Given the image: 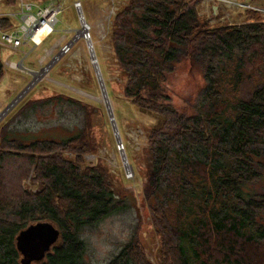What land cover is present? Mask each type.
Segmentation results:
<instances>
[{"label":"trees","instance_id":"16d2710c","mask_svg":"<svg viewBox=\"0 0 264 264\" xmlns=\"http://www.w3.org/2000/svg\"><path fill=\"white\" fill-rule=\"evenodd\" d=\"M199 6L200 0H127L110 17L122 96L156 119L147 132L142 196L160 237L161 264H264V193L248 191L264 173V20L242 8L241 24L219 16L210 23ZM16 24L0 17V30ZM186 61L204 81L189 111L170 103L167 86ZM3 73L0 60V79ZM247 81L253 87L244 95ZM55 105L59 117L75 107L76 132L54 139L19 129ZM5 127L0 264H21L16 237L38 223L52 224L59 239L32 264H84V230L127 209L126 193L102 163L89 166L84 159L98 151L94 127L111 133L104 107L64 94L28 98L6 117ZM106 264L151 263L134 234Z\"/></svg>","mask_w":264,"mask_h":264},{"label":"rangeland","instance_id":"374dc122","mask_svg":"<svg viewBox=\"0 0 264 264\" xmlns=\"http://www.w3.org/2000/svg\"><path fill=\"white\" fill-rule=\"evenodd\" d=\"M26 1L45 5L50 0ZM56 1L61 6V10L56 18L54 32L48 35L39 46L31 52V44L21 47L18 52L0 49V60L4 66L3 77L0 79V114L32 81L30 72L39 71L51 64L46 76L37 82L0 119V139L6 130V127L1 128L6 117L14 108L18 107V104L27 101L28 98L36 100L64 94L76 100L99 103L104 107L87 40L84 37H79L71 43L76 36L75 31L81 29L80 15L76 8V4L79 3L101 77L103 75V83L105 81L108 86L110 94L108 98L120 140L118 142L115 140L112 130L111 133L106 132L105 129L96 131L97 129L94 127L93 132L98 139V151L95 155L85 156L84 159L89 166H94L98 161L102 163L114 186L121 194L126 193L127 205L125 211L111 214L95 226L84 230L81 235L86 246L83 263L106 264L120 252L131 236L136 234L139 248L146 259L151 264H161L160 237L155 232L148 206L142 196V186L145 181L143 165L147 132L150 127L156 124V119L141 113L131 102L123 98L121 93L122 77L119 75L114 61V53L109 43L110 17L127 0ZM232 1L251 9H260L261 12H257L264 20V0H200L199 14L206 16L212 23L216 16H219V21L225 20L231 24H241L244 21L243 9H234L229 6L228 2ZM213 7L218 8L215 17ZM18 11L17 0L12 7L5 6L0 0V15L5 14L14 20L12 16ZM55 58L57 59L55 60ZM9 63H21V65L13 67L9 66ZM203 85L201 74L187 61L181 63L167 82L170 103L179 110L188 109L189 111L195 102L193 99ZM252 87L249 81L245 82L241 87L244 95H247ZM58 108L59 105H55L46 107L43 112L37 111L22 121L19 124V129H34L35 137L49 138L50 135H54V139H60L76 132L79 117L75 107H65L67 112L62 117L57 114ZM93 123L97 124V120H94ZM21 185L28 186L29 182L22 180ZM27 188L30 190V187ZM248 191L264 193V173L260 182L250 186Z\"/></svg>","mask_w":264,"mask_h":264},{"label":"water","instance_id":"95a60500","mask_svg":"<svg viewBox=\"0 0 264 264\" xmlns=\"http://www.w3.org/2000/svg\"><path fill=\"white\" fill-rule=\"evenodd\" d=\"M216 7H213L215 10ZM258 12H261L260 9H255ZM79 17L81 20V29L86 30V35L84 38L87 40L88 49L90 52V57L92 60V66L95 72L96 80L100 88L101 93V101L105 107V111L108 117V121L115 137V140L118 142V131L116 122L114 119L113 111L110 106L109 98L107 92L105 90V86L101 77L100 70L97 65V61L92 49V44L89 41L88 33H87V25L83 22L82 13L79 10ZM84 23V24H83ZM74 39L71 41V43ZM70 44V43H69ZM51 64L47 65L49 69ZM35 84H28L26 88L9 104V106L0 114V119L3 118L18 102L19 100L25 96L28 91L34 86ZM129 170V169H127ZM59 239V231L50 223H38L34 225H30L25 230L21 231L18 236L16 237V249L21 255V264H32L34 262H39L45 258L46 254L49 253L52 246L57 243Z\"/></svg>","mask_w":264,"mask_h":264},{"label":"built area","instance_id":"2783aa9c","mask_svg":"<svg viewBox=\"0 0 264 264\" xmlns=\"http://www.w3.org/2000/svg\"><path fill=\"white\" fill-rule=\"evenodd\" d=\"M228 3L230 4L229 6H232L234 9L249 8L235 1ZM17 6L19 8L18 13L13 14V16L10 14L14 17L17 24L10 30H0V48L18 52L21 47L31 44V52L34 48L39 46L48 35L54 32V26L57 23L56 18L60 13L61 6L56 0H50L45 5L30 3L26 0H17ZM76 8L78 11L80 10L79 3L76 4ZM216 9H212L214 17L217 13ZM47 14H50L51 18H49ZM0 17L7 16L4 14L0 15ZM47 20H50V27L47 28L45 32L46 35L43 39H39L44 31L38 27L42 24L47 25ZM209 22L212 23L210 20ZM18 65H21V63H9V66L13 67H17Z\"/></svg>","mask_w":264,"mask_h":264},{"label":"bare ground","instance_id":"6f19581e","mask_svg":"<svg viewBox=\"0 0 264 264\" xmlns=\"http://www.w3.org/2000/svg\"><path fill=\"white\" fill-rule=\"evenodd\" d=\"M47 15H48L49 18H51L50 14H47ZM46 24L47 25H43L42 24V25H40V27H38L40 29H43V31H44V33L40 35L39 39H43V37L46 35L45 32H46L47 28L50 27V20H47ZM75 33H76V36L74 38V41L79 39V37H84V35H86V30L85 31L83 29L82 30H78V31H75ZM56 59L57 58H55V60ZM47 72H48V68L47 67H44V68H42L39 71L30 72L29 75L31 76L32 81L29 84H32V83L36 84L37 82H39L40 80H42L46 76ZM110 106H111V104H110Z\"/></svg>","mask_w":264,"mask_h":264}]
</instances>
